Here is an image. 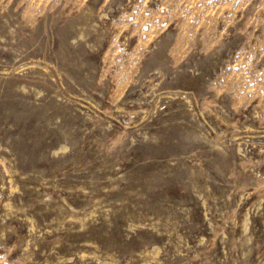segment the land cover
<instances>
[{
  "label": "rangeland",
  "instance_id": "obj_1",
  "mask_svg": "<svg viewBox=\"0 0 264 264\" xmlns=\"http://www.w3.org/2000/svg\"><path fill=\"white\" fill-rule=\"evenodd\" d=\"M0 264H264V0H0Z\"/></svg>",
  "mask_w": 264,
  "mask_h": 264
}]
</instances>
